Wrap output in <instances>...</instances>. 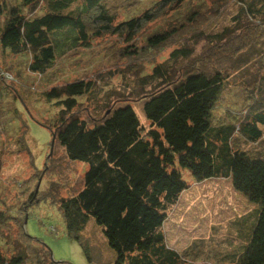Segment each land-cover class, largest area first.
<instances>
[{
	"label": "trees",
	"instance_id": "16d2710c",
	"mask_svg": "<svg viewBox=\"0 0 264 264\" xmlns=\"http://www.w3.org/2000/svg\"><path fill=\"white\" fill-rule=\"evenodd\" d=\"M189 1L153 0L119 21L107 0H0V17H5L0 45L14 55L28 54V68L36 73H45L70 48L89 46L104 31L130 41L143 24L165 16L169 22L146 36L151 50L168 46L182 34L185 38L190 31L196 39L193 45L180 40L151 72L133 76L143 90L140 97L148 126L130 102L134 88L110 105H98L99 118L92 122L76 108L79 97H95L103 87L97 79H66L44 92L59 107L49 126L54 142L63 147L70 162L88 163L80 189L62 195L65 184L52 181L55 201L70 236L81 240L79 234L90 218L102 228L116 255L114 263L106 264H197L188 253L170 247L163 231L169 209L188 188L183 169L197 181L231 178L233 187L257 206L248 244L231 264H264V157L239 143L242 137L258 142L264 135V0H237L232 4V23L220 28L215 20L202 18L204 12L213 11L206 0L182 10ZM224 1L212 0V5L219 9ZM92 10L103 23L95 33L89 32L84 19ZM233 33L237 34L234 47L224 46L218 60H201V67L176 77L177 64L193 59L203 38L214 46ZM232 82L242 91H235L234 101L228 95ZM108 89L106 97L113 95L111 91L117 94L116 87ZM220 102L232 107L229 116L237 115V121L214 123ZM2 161L0 157V171ZM38 193L34 190L33 196ZM17 217L16 210H0V264H58L49 246L23 229L24 221ZM12 220L17 228L8 224ZM84 248L88 254L86 244Z\"/></svg>",
	"mask_w": 264,
	"mask_h": 264
},
{
	"label": "rangeland",
	"instance_id": "374dc122",
	"mask_svg": "<svg viewBox=\"0 0 264 264\" xmlns=\"http://www.w3.org/2000/svg\"><path fill=\"white\" fill-rule=\"evenodd\" d=\"M198 1L201 0H190L181 9L186 11ZM236 1L225 0L218 9L214 8L212 0H206L213 11L204 12L202 18L215 20L217 28L231 24L232 4ZM151 3L153 0H107V6L117 10L119 21L135 15ZM216 10H219L218 14ZM37 13L43 11L38 10ZM166 17L146 22L136 33L135 39L130 41L122 34L104 31L92 38L89 46L81 43L70 48L45 73L29 70L28 54L14 55L0 45V157L3 160L0 171V210H16L17 219L24 221L23 229L25 227L31 236L48 245L58 264L114 263L116 255L102 228L92 218L80 232L81 240L68 233L62 211L55 201L57 193L52 181L58 180L65 184L60 194L72 193L74 188L75 191L81 188L88 163L70 162L63 147L53 141L49 128L59 107L55 100L49 101L44 92L66 79H97L98 85L103 87L95 97H79L81 103L76 108L82 117L92 122L99 118L95 112L98 105H110L114 98L121 97L118 95H122V92L129 93L134 88L130 102L141 122L148 126L143 112L144 99L140 97L143 90L134 84L133 76L151 72L153 65L167 58L180 40L190 41L192 45L196 40L190 31L188 37L183 38L185 34H182L168 46L151 50L146 43V36L160 25L167 24L169 21L166 22ZM176 17L180 18L181 13L172 17V21H177L174 20ZM4 18L0 17V25L4 23ZM84 19L91 33L97 32L103 24L97 20L95 10L85 15ZM236 38L237 34L233 33L214 46L203 38L204 41L196 47L193 59L177 64L176 77H180L187 69L201 67L198 63L201 60L203 63L206 60H218L223 47H234ZM209 52L210 58H207ZM121 72L125 73L124 77L119 75ZM234 82L229 86L232 91L228 92L231 101L237 99L232 97L235 91L242 92L235 87ZM126 85L130 89H123ZM111 86L116 87L117 94L111 91L113 95L106 97ZM231 109V106L224 107V102H220L214 109V123L222 125L237 121V115L229 116ZM242 141L243 149L264 157V135L258 142H247L243 137L239 143ZM183 178L187 180L188 188L169 209V216L163 226L168 245L188 253L197 264H231L248 244L257 206L233 187L231 178L197 181L188 169H183ZM34 190L40 191V195L33 196ZM11 223L16 226L14 220L8 224Z\"/></svg>",
	"mask_w": 264,
	"mask_h": 264
},
{
	"label": "water",
	"instance_id": "95a60500",
	"mask_svg": "<svg viewBox=\"0 0 264 264\" xmlns=\"http://www.w3.org/2000/svg\"><path fill=\"white\" fill-rule=\"evenodd\" d=\"M54 141V140H53Z\"/></svg>",
	"mask_w": 264,
	"mask_h": 264
}]
</instances>
